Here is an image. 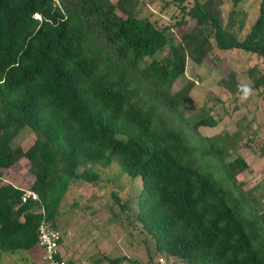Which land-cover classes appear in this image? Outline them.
Here are the masks:
<instances>
[{
  "label": "trees",
  "instance_id": "16d2710c",
  "mask_svg": "<svg viewBox=\"0 0 264 264\" xmlns=\"http://www.w3.org/2000/svg\"><path fill=\"white\" fill-rule=\"evenodd\" d=\"M161 1V11L181 12L163 27L138 0H0V252L37 247L38 227L55 226L71 184L98 181L94 166L116 157L140 177L132 224L156 254L171 264H264V213L239 180L249 169L235 153L240 132L217 143L199 130L217 124L209 113L185 114L188 58L204 64L238 49L264 60V0L245 33L246 0ZM246 76L264 94V72L254 65ZM218 85L242 90L233 68ZM24 127L34 141L13 147ZM22 158L37 200L2 181Z\"/></svg>",
  "mask_w": 264,
  "mask_h": 264
},
{
  "label": "rangeland",
  "instance_id": "374dc122",
  "mask_svg": "<svg viewBox=\"0 0 264 264\" xmlns=\"http://www.w3.org/2000/svg\"><path fill=\"white\" fill-rule=\"evenodd\" d=\"M138 1L142 13L149 14L150 19L159 27L181 17L180 10L172 6L161 11L160 7L163 4L161 0H154L153 3H150V0ZM258 2L259 0H246L241 5L243 13L246 14L243 33L249 30L257 16ZM229 8L230 5L226 2L225 11ZM183 30L184 28H175L176 34H180ZM210 58L211 60L204 64L194 63L190 58L187 60L185 76L193 80L194 85L185 114L195 120L209 113L217 124L200 126L199 130L217 143H220L227 133L240 132L235 153L246 159L249 169L239 175V180L242 187L254 199L257 211L264 213V156L260 153L261 147L264 146V94L262 90L251 88L246 76L247 70L254 65L264 72V60L238 49L215 50ZM230 68L235 70L242 85V90L235 94L218 85L221 72ZM34 139V132L24 127L12 140L11 145L26 149ZM94 168L100 175L99 180L93 183L74 181L60 202V214L55 220L54 227L61 232L62 240L68 237L69 230H74L79 235L77 239L79 238L83 245L86 244L85 249L83 250L84 246H82L80 250L86 254L83 256L88 264H100L99 247L92 243L95 240L89 232L93 230L102 235L105 228H111L134 250V253L128 254V258L120 264H149L152 260L148 259V254L153 258L152 264H159L160 256L165 259L161 264L171 262V256L155 253L151 240L146 244L142 243L139 225L134 223L136 228L133 227L137 196L141 189L140 177H131L123 172L116 157H112L106 167L95 165ZM33 179L34 176L29 171V163L24 158L5 170L2 176L4 183L10 182L25 190L29 189ZM113 195H116L120 202L128 200L129 208L121 209V205L115 202ZM0 262L42 264L38 247L31 250H17L14 253L0 252Z\"/></svg>",
  "mask_w": 264,
  "mask_h": 264
},
{
  "label": "crops",
  "instance_id": "0c3cea01",
  "mask_svg": "<svg viewBox=\"0 0 264 264\" xmlns=\"http://www.w3.org/2000/svg\"><path fill=\"white\" fill-rule=\"evenodd\" d=\"M90 235H93L92 238H94V242L99 247V254L101 255V262L100 264H120L123 263L121 261L128 258V254H133L134 250L130 246V244H126L124 240H121L122 237L120 235H117L116 232H113V229L111 228H105L103 231V234L101 235L99 232H95L91 230ZM68 237L63 238V240L60 243V251L62 255L66 258H68L71 261V264H88L86 261V258L82 253V250L80 248L84 246L83 250L85 249V245L82 244V241L77 237V233L74 232V230H69L67 232ZM93 240V239H91ZM142 240V237L140 238V241ZM82 244V245H81ZM131 248V249H130ZM89 256V255H87ZM148 257L150 258V254H148ZM115 258H120V261H111ZM148 258V259H149ZM159 259H162L159 264L164 263L163 256L158 257ZM150 260V259H149ZM165 260V259H164ZM151 261V260H150ZM172 262V261H171ZM171 262L167 264H171ZM153 263V259L149 264ZM177 264V263H175Z\"/></svg>",
  "mask_w": 264,
  "mask_h": 264
},
{
  "label": "built area",
  "instance_id": "2783aa9c",
  "mask_svg": "<svg viewBox=\"0 0 264 264\" xmlns=\"http://www.w3.org/2000/svg\"><path fill=\"white\" fill-rule=\"evenodd\" d=\"M27 198L37 200L38 196L35 192L25 190L22 199ZM42 211V209L40 210ZM37 247L40 250V259L42 264H71L68 258L64 257L60 251L61 232L50 225L49 222L43 221L38 227ZM161 262L162 259H159Z\"/></svg>",
  "mask_w": 264,
  "mask_h": 264
}]
</instances>
